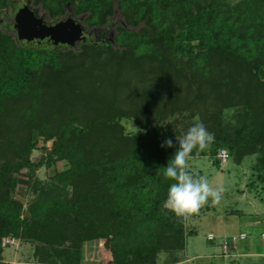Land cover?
Returning <instances> with one entry per match:
<instances>
[{"label":"trees","instance_id":"1","mask_svg":"<svg viewBox=\"0 0 264 264\" xmlns=\"http://www.w3.org/2000/svg\"><path fill=\"white\" fill-rule=\"evenodd\" d=\"M35 3L57 20L54 24L67 15V5H71V17L85 16L89 28L110 27L117 9L126 25L116 27L114 42L105 38L94 44L85 39L79 53L69 49L43 52L31 48L25 37L19 40L24 33L17 20L18 0H0L5 12L0 23L6 22L0 28V155L9 105L22 108L28 104L16 120L28 127L27 138L11 144L12 162L0 163V254L8 237L37 245L41 264H85L86 247L95 243L107 264H158L160 253L183 251L186 220L162 206L173 182L164 178V167L178 147L172 133L174 122H162L177 109L187 108L176 107L175 100L167 108L159 105L162 98L147 105L137 98L133 108L123 111L112 104L106 106L97 90L88 95L87 108L84 100L70 95L72 84L62 79L66 69L61 59L66 54L73 58L87 55L89 49L112 51L118 59L132 55L138 63L148 62L149 70L158 69L164 77L174 56L182 55L187 68L174 63L178 82L170 84L181 83V79L189 86L199 85L195 98L186 103L188 108L203 104L208 97L214 99L215 108L231 106L237 98L252 114L256 102L264 107V12L256 23L260 26L253 27L250 3L231 14L204 0ZM214 63L225 73L211 74ZM47 76L53 81L48 83ZM206 83L212 87L211 94L203 91ZM96 104L100 106L97 115L93 112ZM79 109L88 111L81 121L76 114ZM116 117L137 120V131L128 133ZM259 134L264 138V126ZM37 135L46 142L56 137L48 158L39 163L31 160ZM168 138L174 147H161ZM245 145L241 139L235 142L232 134L219 135L208 154L204 151L192 157L217 159L222 150L229 153L230 149L241 161L247 155ZM44 159L66 161L67 168L25 208L12 196L17 181L11 175L28 170L31 183Z\"/></svg>","mask_w":264,"mask_h":264},{"label":"rangeland","instance_id":"2","mask_svg":"<svg viewBox=\"0 0 264 264\" xmlns=\"http://www.w3.org/2000/svg\"><path fill=\"white\" fill-rule=\"evenodd\" d=\"M56 1L48 0L51 4L56 3ZM204 1L210 5L214 4L228 14L238 12L244 8V5L250 3L252 4L250 21L254 19L253 27L260 26L256 23L262 20L264 0ZM18 4V13H21V5L25 4L30 6L36 12L37 17L46 24L52 25L57 22L56 19L50 18L48 12L41 5L35 3V0H18ZM67 9V15L58 20H61L60 22L67 19L75 20L76 23L85 28V32H80L77 41L70 45L69 50L77 53L81 52L80 43L88 39L87 37H90V34L94 44L101 43L105 38L114 42L116 27L126 25L125 18L118 9L116 15L112 18V25L102 28L87 27L84 22L85 16L71 17L74 9L71 5H67ZM4 14V10L0 8V16ZM5 23L2 21L0 28H3ZM107 27L108 31L103 34ZM21 37L19 35V40L22 42L25 35ZM25 42L27 41L25 40ZM59 49L62 51L67 50L64 47H56L51 51H60ZM96 51L89 49L87 55H79L77 58L66 54L61 59V63L66 69L62 73V79L64 77L66 81L72 84L70 95L72 97L75 95L77 99L84 100L87 108L89 105L87 104V97L96 90L100 92V96L105 98L106 106L112 104L119 110L122 108L123 111L124 109L128 111L133 108L138 100L137 98H139V101L142 100L145 105L154 104L155 101L162 98L159 105L162 103L163 107L167 105V108L171 101L175 100L179 103L176 107L184 106L187 109H177L174 115L164 117L165 119L162 122L165 125L174 122L172 130L174 137L182 135L191 125L193 117L199 115L208 131L214 133L215 137L232 134L235 142L241 139V142L246 143L243 152H246L247 155L241 161L234 156L230 149H228L230 158L227 163L222 162L219 157L214 159L210 156L192 157L189 160L191 172L207 176L213 186L223 187L222 199L218 204L209 201L207 205L200 209L198 214L192 215L186 220V248L183 251L171 250L160 253L158 264H219L224 259L221 256V239L225 237L239 238L243 233L247 235V241H239L238 248L232 253V256L224 260L232 261L235 258L234 254H239V252H242V254L248 251L254 253L257 249L255 243L264 231V226L254 224L258 219L259 212L264 211V138L260 137L259 134L260 129L264 126V107L260 101L256 102V111L252 114L244 110L245 104L238 102L237 98L234 101L232 100L231 106L223 104L215 108L214 99L208 97L203 104H199L197 107L189 106L188 108L186 105L190 104L192 99L195 98L199 85L189 86L186 81L181 79L179 81L181 83L170 84L172 80L177 81L173 74L175 72L174 63L178 64L179 62L180 65L187 68L186 60L182 59L184 58L182 55L174 56L172 65L164 67V72L167 75L161 77L162 72L158 69L149 70L150 64L148 62L138 63L132 55H127L124 59H118L117 54L112 51L107 53ZM211 66V74L218 75L221 71L225 73L223 68L219 69L215 63ZM47 77L48 83L53 81L52 76ZM160 83L162 85L158 87L157 84ZM211 88L206 83L203 88L204 93L211 94ZM101 92H103L102 95ZM180 103L183 105H180ZM24 107H28V104H25L22 108ZM95 107L97 109L93 112L97 115L100 106L96 104ZM22 108L12 103L7 110L5 118L6 131L2 143V152L4 153L0 155L1 164L12 162L13 152L9 151L11 144L18 143V141L21 143L22 138L24 140L27 138L28 132L26 131L28 127L26 128L23 124L16 122L18 112ZM119 110L114 111L118 116ZM76 114L81 115L77 117L81 121L82 115L85 114V117L88 111L79 109ZM116 120L122 123L128 133H135L138 129V122L133 118H123L121 120L116 117ZM51 123L54 125L53 122ZM34 130L37 131L36 128ZM55 142L56 137L49 142L44 141L43 136L36 137V149L31 155V160L39 163L43 158L47 159ZM205 152L208 154L210 148ZM45 159L37 169L31 183L28 170L11 175L17 181L16 187L12 190V196L22 201L25 208H28L30 204L38 199L42 189H46L47 186L53 183L56 174L62 173L67 168L66 161L52 163L45 161ZM209 234H214L216 240L209 241ZM2 247L0 264H41L37 245L8 237L2 243ZM86 249L88 262L85 264L108 263L105 254L100 252L99 243L88 246ZM238 263L264 264V259L243 257L238 258Z\"/></svg>","mask_w":264,"mask_h":264},{"label":"clouds","instance_id":"3","mask_svg":"<svg viewBox=\"0 0 264 264\" xmlns=\"http://www.w3.org/2000/svg\"><path fill=\"white\" fill-rule=\"evenodd\" d=\"M175 138L178 147L163 172L164 178L173 182L168 187L162 206L177 218L187 220L198 214L209 201L218 204L224 189L213 186L207 176L194 174L189 169L193 154L199 155L215 143L214 133L208 131L199 115L193 117L191 125ZM161 147H174L173 140L166 139Z\"/></svg>","mask_w":264,"mask_h":264},{"label":"water","instance_id":"4","mask_svg":"<svg viewBox=\"0 0 264 264\" xmlns=\"http://www.w3.org/2000/svg\"><path fill=\"white\" fill-rule=\"evenodd\" d=\"M21 13L17 12V20L21 24L25 39L31 48L49 52L56 47L70 49L85 28L73 20H64L56 25H48L37 17L30 6L21 5Z\"/></svg>","mask_w":264,"mask_h":264},{"label":"built area","instance_id":"5","mask_svg":"<svg viewBox=\"0 0 264 264\" xmlns=\"http://www.w3.org/2000/svg\"><path fill=\"white\" fill-rule=\"evenodd\" d=\"M218 157L221 159L222 162L227 163L229 158H230V155H229L228 151L222 150L219 153ZM262 238L264 239V234L262 235ZM246 239H247V235L245 233L241 234L239 238H237V237H225V238L221 239V241H220L221 256L224 259L231 257L232 253L238 248V242L244 241ZM208 240L213 242L216 240V236L214 234H209Z\"/></svg>","mask_w":264,"mask_h":264},{"label":"crops","instance_id":"6","mask_svg":"<svg viewBox=\"0 0 264 264\" xmlns=\"http://www.w3.org/2000/svg\"><path fill=\"white\" fill-rule=\"evenodd\" d=\"M260 216L258 215V219L257 221L254 222L255 225H262L264 226V211L263 212H259ZM264 234V231L262 232V235ZM262 235L257 239L255 245L257 247V249L255 250L254 253H252L251 251H248L246 253H243L242 252H239V254H234V257L233 258V262L230 261V260H222L219 264H239L238 263V258H248V259H252V258H261V259H264V239L262 238ZM248 239V238H247ZM244 240V241H247Z\"/></svg>","mask_w":264,"mask_h":264},{"label":"flooded vegetation","instance_id":"7","mask_svg":"<svg viewBox=\"0 0 264 264\" xmlns=\"http://www.w3.org/2000/svg\"><path fill=\"white\" fill-rule=\"evenodd\" d=\"M22 5H25V4H22ZM68 20H70V19H67V21H68ZM73 21H74V22H77V21H75V20H73ZM52 25H56V24H52ZM88 36H89V35H88ZM91 36H92V35L90 34V37H87V38H88V39H91Z\"/></svg>","mask_w":264,"mask_h":264}]
</instances>
